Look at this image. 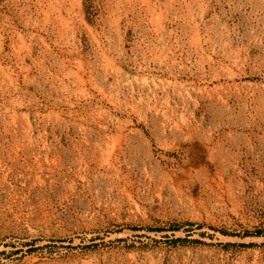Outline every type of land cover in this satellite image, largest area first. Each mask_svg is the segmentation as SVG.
Here are the masks:
<instances>
[{
    "label": "rangeland",
    "instance_id": "rangeland-1",
    "mask_svg": "<svg viewBox=\"0 0 264 264\" xmlns=\"http://www.w3.org/2000/svg\"><path fill=\"white\" fill-rule=\"evenodd\" d=\"M88 2L99 100L0 53V264H264V0Z\"/></svg>",
    "mask_w": 264,
    "mask_h": 264
},
{
    "label": "crops",
    "instance_id": "crops-1",
    "mask_svg": "<svg viewBox=\"0 0 264 264\" xmlns=\"http://www.w3.org/2000/svg\"><path fill=\"white\" fill-rule=\"evenodd\" d=\"M89 6L88 0H0L3 73L10 70L20 82L27 78L28 89L43 81L40 94L47 100L59 95L79 102L99 100L102 80L96 55L101 35L90 18L89 9L95 6ZM100 15L114 24L117 20L115 11H98ZM58 85L62 87L57 89Z\"/></svg>",
    "mask_w": 264,
    "mask_h": 264
},
{
    "label": "trees",
    "instance_id": "trees-1",
    "mask_svg": "<svg viewBox=\"0 0 264 264\" xmlns=\"http://www.w3.org/2000/svg\"><path fill=\"white\" fill-rule=\"evenodd\" d=\"M262 233H258V235H261Z\"/></svg>",
    "mask_w": 264,
    "mask_h": 264
}]
</instances>
